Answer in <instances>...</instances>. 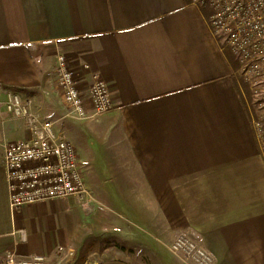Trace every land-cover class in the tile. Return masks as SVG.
<instances>
[{
    "label": "crops",
    "instance_id": "crops-1",
    "mask_svg": "<svg viewBox=\"0 0 264 264\" xmlns=\"http://www.w3.org/2000/svg\"><path fill=\"white\" fill-rule=\"evenodd\" d=\"M208 15L192 0H0V89L47 119L68 109L60 53L84 93L99 73L113 106L72 117V133L111 136L118 171L86 181L89 208L77 195L12 208L6 145L30 131L1 103L0 264L7 252L48 264H137L124 250L137 246L153 264H195L169 248L181 234L212 264H264V151L238 67Z\"/></svg>",
    "mask_w": 264,
    "mask_h": 264
},
{
    "label": "built area",
    "instance_id": "built-area-1",
    "mask_svg": "<svg viewBox=\"0 0 264 264\" xmlns=\"http://www.w3.org/2000/svg\"><path fill=\"white\" fill-rule=\"evenodd\" d=\"M192 2L208 8V22L214 36L237 58L236 74L248 82L254 92L264 91V0ZM56 78L69 116L93 119L111 110L112 96L106 80L94 73L89 90L84 93L64 53L58 55ZM1 103L11 115L23 118L30 131V137L6 145L3 160L12 208L69 195H77L89 208L94 196L86 182L78 148L66 131L43 118L31 102L16 91L0 89ZM256 124L264 151V128ZM169 246L172 252L196 264L213 263L212 254L187 235H178ZM2 264H48V259L39 254L19 260L13 252H7Z\"/></svg>",
    "mask_w": 264,
    "mask_h": 264
},
{
    "label": "rangeland",
    "instance_id": "rangeland-1",
    "mask_svg": "<svg viewBox=\"0 0 264 264\" xmlns=\"http://www.w3.org/2000/svg\"><path fill=\"white\" fill-rule=\"evenodd\" d=\"M241 80L242 78L239 77ZM248 100L251 106V111L256 119V122L260 124L264 128V91L254 92L252 100L249 98ZM56 111L54 114V117L56 119H53V114L50 117H47L48 120H51L54 122L56 127L60 130H67L71 133L69 134L70 139L74 142V144L78 148V152L83 158V161L90 165L89 169H87L86 175H87V182L91 184L93 180H90L91 177L94 179H100V180H109L114 174H118V171L113 172L112 171V164L109 163V160L114 159L115 154L111 151L112 146L110 145L111 136H106L107 143L101 142L97 137L90 135L87 138H80L76 135H73L72 131L74 128L77 127L79 122H76L74 119H71L72 117L69 116V110L66 108H62ZM46 119V118H45ZM67 120H71L67 124ZM70 128V130H69ZM66 131V132H67ZM118 176V175H117ZM119 245V244H118ZM120 245H122L120 243ZM170 248V246H169ZM122 249V248H121ZM126 250L128 256L133 259L137 264H153L151 261L148 251L139 248H129L124 249ZM117 251V250H115ZM118 252H122L118 250ZM185 259H187L184 255H182ZM189 260V259H187ZM195 263V262H194ZM196 264V263H195Z\"/></svg>",
    "mask_w": 264,
    "mask_h": 264
},
{
    "label": "trees",
    "instance_id": "trees-1",
    "mask_svg": "<svg viewBox=\"0 0 264 264\" xmlns=\"http://www.w3.org/2000/svg\"><path fill=\"white\" fill-rule=\"evenodd\" d=\"M227 51H228V55L230 57V60L232 61V63L237 68L238 67V61H237L235 54L232 52V50L230 48ZM242 82H243V86H244L247 94L249 95V98L252 100L253 95H254V91L251 89L250 84L248 82H246L245 80H242Z\"/></svg>",
    "mask_w": 264,
    "mask_h": 264
}]
</instances>
